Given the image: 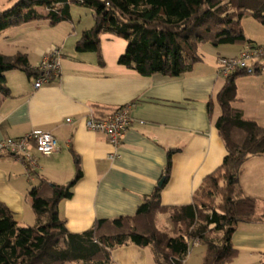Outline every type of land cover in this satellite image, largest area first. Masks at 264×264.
I'll use <instances>...</instances> for the list:
<instances>
[{
  "label": "crops",
  "instance_id": "1",
  "mask_svg": "<svg viewBox=\"0 0 264 264\" xmlns=\"http://www.w3.org/2000/svg\"><path fill=\"white\" fill-rule=\"evenodd\" d=\"M15 2L0 0V13ZM36 11L47 13L41 8ZM249 19L246 16L241 22L245 37L254 46L264 47V26ZM80 23L77 27L75 22L50 26L40 21L0 33V55L8 59L24 55L31 69L51 48L62 52L60 75L37 90L33 78L23 72L4 74L9 94H0V142L39 130L51 134L57 148L43 157L31 147L34 165L0 157V204L11 212L18 227H31L36 222L28 195L31 187L40 186L41 181L65 186L76 176L78 166L81 178L72 197L59 204L68 232H86L98 221L109 224L134 218L158 186L172 151L170 175L160 193L162 210L156 212L154 226L173 236L181 224L173 223L171 215L192 205L203 180L221 166L226 155L215 128L221 114L216 95L225 84L217 74V59L236 57L245 46L200 45L201 61L190 73L142 77L117 63L124 46L108 38L103 44L105 35L100 37L103 65L97 53L77 51L82 33L94 25ZM259 63L264 68V59ZM257 70L235 80L232 108L242 120L264 128V72ZM126 105H131L133 123L116 148L105 136L86 129L90 115L105 119ZM239 187L242 196L257 201L256 220L237 226L232 235L236 256L227 264H264V153L241 166ZM188 247L183 264H203L207 248L198 241L189 242ZM109 259L110 264H157L150 246L133 244L115 247Z\"/></svg>",
  "mask_w": 264,
  "mask_h": 264
},
{
  "label": "trees",
  "instance_id": "2",
  "mask_svg": "<svg viewBox=\"0 0 264 264\" xmlns=\"http://www.w3.org/2000/svg\"><path fill=\"white\" fill-rule=\"evenodd\" d=\"M73 5L89 9L94 19L93 27L82 33L75 49L97 53L103 65L100 37L122 39L126 48L117 63L142 77L190 73L201 61L200 45L257 47L245 37L241 22L249 16L264 26V0H16L0 13V33L32 22L46 21L55 26L71 21ZM37 8L47 13L39 14ZM249 70H237L224 79L216 95L221 114L215 128L226 155L221 166L203 180L192 205L171 215L173 223L181 224L175 229L176 235L169 236L154 226V216L162 210L160 193L170 175V151L161 177L163 185L155 187L134 218H120L109 224L98 221L86 232H68L60 219L59 204L72 197V189L81 178L78 166L76 176L65 186L41 181L40 186L31 187L28 195L36 215L31 227H18L11 212L0 204V264H110L109 251L127 244L150 246L157 264H183L189 242L195 241L207 248L203 264L232 261L236 256L232 235L237 226L256 220L257 201L242 196L239 187L241 166L250 157L264 153V128L242 120L232 108L235 80ZM9 71L34 78L24 55L12 59L0 55L3 96L9 94L4 77Z\"/></svg>",
  "mask_w": 264,
  "mask_h": 264
},
{
  "label": "built area",
  "instance_id": "3",
  "mask_svg": "<svg viewBox=\"0 0 264 264\" xmlns=\"http://www.w3.org/2000/svg\"><path fill=\"white\" fill-rule=\"evenodd\" d=\"M61 58V49L53 47L42 57L37 66L32 68L34 72V89L37 90L49 85L60 75ZM262 59H264V47L246 46L236 57H219L217 59V74L219 77L227 79L237 70L245 68L250 70L261 68L264 72L263 65L259 63V60ZM130 108L131 105L118 108L111 116L105 119L90 115L85 120V127L92 133L105 136L109 144L116 148L120 144L124 133L133 123L129 115ZM66 122H70V119H67ZM31 147H34L39 155L49 157L56 151L57 143L51 134L34 130L22 138L0 142V157L14 158L20 162L34 165L31 158ZM114 156L115 154L111 158Z\"/></svg>",
  "mask_w": 264,
  "mask_h": 264
},
{
  "label": "rangeland",
  "instance_id": "4",
  "mask_svg": "<svg viewBox=\"0 0 264 264\" xmlns=\"http://www.w3.org/2000/svg\"><path fill=\"white\" fill-rule=\"evenodd\" d=\"M71 16H72V19H71V21H68V22H75L74 25L76 27L78 26V22H81V23H83V22H94L92 12L89 9L85 8V7H79V6H75V5L71 6ZM249 22H255V21L251 18V19H249ZM81 23H80V25H81ZM106 38H108L110 40H116L117 42H120L121 45L124 46V50H125L126 42L124 40L116 38V37H113V36H110V35H105V36L102 37L103 44L106 43ZM105 46L106 45H104V48H105ZM124 50H123V52H124ZM36 183L37 182L35 181L34 183H32V185H35ZM174 235H176V234H174Z\"/></svg>",
  "mask_w": 264,
  "mask_h": 264
},
{
  "label": "water",
  "instance_id": "5",
  "mask_svg": "<svg viewBox=\"0 0 264 264\" xmlns=\"http://www.w3.org/2000/svg\"><path fill=\"white\" fill-rule=\"evenodd\" d=\"M163 182H164V180L161 179V180L158 182V186H162V185H163Z\"/></svg>",
  "mask_w": 264,
  "mask_h": 264
}]
</instances>
